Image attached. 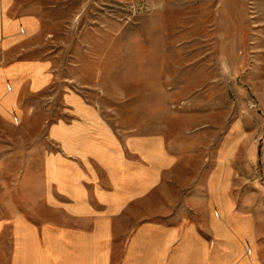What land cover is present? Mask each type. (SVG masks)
<instances>
[{"label":"rangeland","instance_id":"rangeland-1","mask_svg":"<svg viewBox=\"0 0 264 264\" xmlns=\"http://www.w3.org/2000/svg\"><path fill=\"white\" fill-rule=\"evenodd\" d=\"M27 1L44 21L29 56L52 59L67 84L57 78L25 117L0 125V166H41L54 149L49 129L72 119L65 99L76 93L117 134L167 141L178 157L176 209L187 188L224 180L229 216L254 218L264 264V0ZM17 177L5 173L2 187Z\"/></svg>","mask_w":264,"mask_h":264},{"label":"crops","instance_id":"crops-1","mask_svg":"<svg viewBox=\"0 0 264 264\" xmlns=\"http://www.w3.org/2000/svg\"><path fill=\"white\" fill-rule=\"evenodd\" d=\"M25 1L0 0V125L67 84L52 59L29 56L44 21ZM65 100L72 119L50 127L43 164L0 166V264H260L256 222L229 216L224 180L187 188L176 209L178 157L163 137L117 134L96 104ZM5 173L18 175L11 189Z\"/></svg>","mask_w":264,"mask_h":264}]
</instances>
